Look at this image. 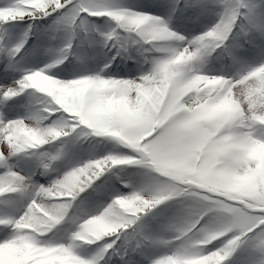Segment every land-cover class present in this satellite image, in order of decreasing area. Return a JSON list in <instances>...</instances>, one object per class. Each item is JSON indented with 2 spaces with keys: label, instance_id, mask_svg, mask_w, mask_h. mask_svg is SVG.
Returning a JSON list of instances; mask_svg holds the SVG:
<instances>
[{
  "label": "snow or ice",
  "instance_id": "snow-or-ice-1",
  "mask_svg": "<svg viewBox=\"0 0 264 264\" xmlns=\"http://www.w3.org/2000/svg\"><path fill=\"white\" fill-rule=\"evenodd\" d=\"M0 264H264V0H0Z\"/></svg>",
  "mask_w": 264,
  "mask_h": 264
},
{
  "label": "rangeland",
  "instance_id": "rangeland-1",
  "mask_svg": "<svg viewBox=\"0 0 264 264\" xmlns=\"http://www.w3.org/2000/svg\"><path fill=\"white\" fill-rule=\"evenodd\" d=\"M45 147H47V146H45ZM13 162L16 163V159L15 158L13 159Z\"/></svg>",
  "mask_w": 264,
  "mask_h": 264
}]
</instances>
